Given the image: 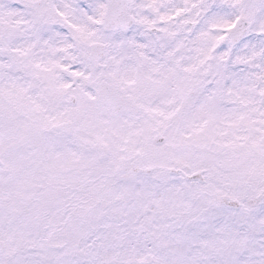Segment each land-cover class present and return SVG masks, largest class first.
I'll list each match as a JSON object with an SVG mask.
<instances>
[{"label": "rangeland", "instance_id": "obj_1", "mask_svg": "<svg viewBox=\"0 0 264 264\" xmlns=\"http://www.w3.org/2000/svg\"><path fill=\"white\" fill-rule=\"evenodd\" d=\"M129 4L135 26L105 33L106 0H0V194L12 200L0 205V264H173L183 250L182 264H224L231 232L242 264H264V198L252 205L233 190L245 183L223 179L238 173L255 184L250 197L264 196V0ZM239 16L253 27L231 47ZM93 43L108 47L97 69ZM102 74L136 103L137 117L114 116L97 101ZM64 121L74 123L71 138L55 129ZM158 134L163 145L154 143ZM41 160L101 166L116 183L106 192L94 173H78L77 198L51 178L55 186L29 202L11 182ZM186 165L206 170L204 186L169 173ZM226 192L241 210L219 206Z\"/></svg>", "mask_w": 264, "mask_h": 264}, {"label": "water", "instance_id": "obj_2", "mask_svg": "<svg viewBox=\"0 0 264 264\" xmlns=\"http://www.w3.org/2000/svg\"><path fill=\"white\" fill-rule=\"evenodd\" d=\"M108 1V10L104 19V28L106 32L111 31H118L122 30L123 32L129 31L135 24L134 18L129 13V2L128 0H107ZM247 21L245 20V25L242 23L240 26L235 28L231 32V38H232V44L233 46L240 43L243 38L245 37L249 27L246 26ZM92 50V58L95 62H98L99 59L103 56L105 46L100 44H95L91 47ZM99 100L110 106H115L114 112H132L136 113L133 105H131L129 102H125L122 98L118 96V91L115 90L113 87L101 83L100 84V94H99ZM73 103L75 101L73 100ZM71 125L65 124L61 126V129L66 131L68 134H72ZM68 128V130H67ZM155 142L157 144H163L164 138L161 136H158L155 139ZM189 169V168H188ZM147 173H151V171H146ZM172 173L179 174L178 172H175L172 170ZM204 172L200 171L196 174L192 175L191 177H188L187 179L189 181H199L200 183H204L203 174ZM220 204L222 206H225L230 209L238 210L240 209L241 205L237 200H231L228 196H223L220 198Z\"/></svg>", "mask_w": 264, "mask_h": 264}, {"label": "trees", "instance_id": "obj_3", "mask_svg": "<svg viewBox=\"0 0 264 264\" xmlns=\"http://www.w3.org/2000/svg\"><path fill=\"white\" fill-rule=\"evenodd\" d=\"M204 144H206V145L210 144L211 145L210 139H208L206 141V143H204ZM235 175L236 176H233V177H224L223 179L227 182L225 184H227L230 187L232 185L233 188H235L236 184L239 187L240 184H244L245 183L246 184V188L245 189H242L241 191H236L235 189H233L235 194H238V193H241L242 191H245L246 194L242 195L243 200L251 203L252 205H257L256 203H258V201H260L261 198L257 199L256 197H250V196H253L255 194V184L252 181L245 180L244 178L239 176L238 173H235ZM114 179L115 178H112V179L109 178L104 173H96L94 175V181H96L97 184H103V185H105L107 187V191L106 192H110L113 189V187H114V185L116 183V180L114 181ZM247 192L249 193V196H247ZM262 198H264V197H262ZM199 214L201 216V219L203 217L202 220H204L206 224L207 223L210 224L212 222L213 215L210 212L207 211V208H202L201 211L198 213V215ZM223 242H224V244L226 246V249L231 253L230 262L227 261L224 264H241L240 261H239V257H238L239 256L238 253H239L240 247H239V244L237 243L236 236L234 235V233L231 232L228 235H225V238H224ZM181 243L183 244L184 248L187 247V243H186L185 239H182ZM211 250H212L211 248L206 249V251L208 253H210ZM184 251L185 250H183L182 253H178L177 259L174 261L173 264H182V260H184V258L182 256L186 255V253H184Z\"/></svg>", "mask_w": 264, "mask_h": 264}, {"label": "flooded vegetation", "instance_id": "obj_4", "mask_svg": "<svg viewBox=\"0 0 264 264\" xmlns=\"http://www.w3.org/2000/svg\"><path fill=\"white\" fill-rule=\"evenodd\" d=\"M46 168H45V173H48V170H47V165L45 166ZM58 173V172H57Z\"/></svg>", "mask_w": 264, "mask_h": 264}]
</instances>
